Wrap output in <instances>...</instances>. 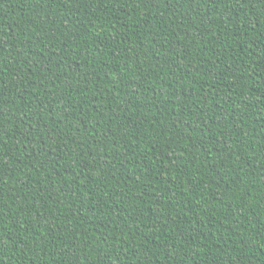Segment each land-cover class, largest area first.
Segmentation results:
<instances>
[{"label": "trees", "instance_id": "1", "mask_svg": "<svg viewBox=\"0 0 264 264\" xmlns=\"http://www.w3.org/2000/svg\"><path fill=\"white\" fill-rule=\"evenodd\" d=\"M0 264H264V0H0Z\"/></svg>", "mask_w": 264, "mask_h": 264}]
</instances>
